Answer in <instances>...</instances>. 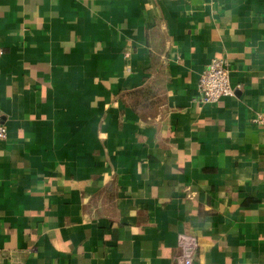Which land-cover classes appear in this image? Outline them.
Wrapping results in <instances>:
<instances>
[{
	"label": "crops",
	"instance_id": "obj_1",
	"mask_svg": "<svg viewBox=\"0 0 264 264\" xmlns=\"http://www.w3.org/2000/svg\"><path fill=\"white\" fill-rule=\"evenodd\" d=\"M0 51V264H264V0H0Z\"/></svg>",
	"mask_w": 264,
	"mask_h": 264
},
{
	"label": "built area",
	"instance_id": "obj_2",
	"mask_svg": "<svg viewBox=\"0 0 264 264\" xmlns=\"http://www.w3.org/2000/svg\"><path fill=\"white\" fill-rule=\"evenodd\" d=\"M162 61H165L164 57ZM197 93L199 102L207 104H214L223 98L234 96L235 89L230 83L229 69L225 60L213 59L209 62L199 76ZM256 122H264V118L258 116ZM6 136V128L0 122V141L5 140ZM197 245V240L193 236L180 234L177 239L179 253L175 257L176 264H193Z\"/></svg>",
	"mask_w": 264,
	"mask_h": 264
},
{
	"label": "trees",
	"instance_id": "obj_3",
	"mask_svg": "<svg viewBox=\"0 0 264 264\" xmlns=\"http://www.w3.org/2000/svg\"><path fill=\"white\" fill-rule=\"evenodd\" d=\"M161 56L159 55L158 56V61L160 62V64H161V67L163 68V64H162V62H161V58H160Z\"/></svg>",
	"mask_w": 264,
	"mask_h": 264
}]
</instances>
